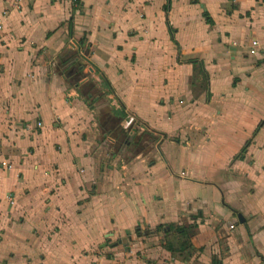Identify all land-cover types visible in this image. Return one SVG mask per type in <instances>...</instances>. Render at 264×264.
<instances>
[{"label":"crops","instance_id":"obj_1","mask_svg":"<svg viewBox=\"0 0 264 264\" xmlns=\"http://www.w3.org/2000/svg\"><path fill=\"white\" fill-rule=\"evenodd\" d=\"M167 2L0 0V264H264V0ZM120 105L164 139L116 150Z\"/></svg>","mask_w":264,"mask_h":264},{"label":"trees","instance_id":"obj_2","mask_svg":"<svg viewBox=\"0 0 264 264\" xmlns=\"http://www.w3.org/2000/svg\"><path fill=\"white\" fill-rule=\"evenodd\" d=\"M169 1L165 5V9L167 10L169 7ZM207 21L210 22V18L207 13H204ZM81 45V43H78ZM75 60L71 64L72 70L71 73L67 76V79L71 80V83L76 85L81 92L82 96L84 97L85 103L88 107L93 108V103L98 100L100 97L104 96V93L96 87L95 83L92 80H87L85 82H81L83 78L87 76L84 74L83 69L86 66L85 63L82 61L80 55H75ZM95 72L99 73L98 70ZM102 87L108 89V91H112L111 86L108 80L102 75ZM127 113L124 111V107L120 105L119 108H111L106 111L100 112L97 116L99 129L101 134L104 137H110L114 139L115 149L119 150L120 147L126 145L127 150L132 154V156L138 154H146L151 148L155 147V145L162 139H164L165 135L160 132H156L150 129L145 123L135 119L136 123L139 124V128L141 127L142 130L139 128L134 129L133 126H129L124 128L121 125V122L126 120ZM249 144V141H246L244 146L240 149L238 155L234 158L242 157L243 154L246 152V148ZM154 162L153 159L149 160V164L151 165ZM170 230L174 227L175 230L180 233L184 239V247H188L190 242L186 239L190 235L188 234L187 230H190L192 226H168ZM162 228L161 226H157L156 229L159 230ZM138 229H136L137 231Z\"/></svg>","mask_w":264,"mask_h":264},{"label":"built area","instance_id":"obj_3","mask_svg":"<svg viewBox=\"0 0 264 264\" xmlns=\"http://www.w3.org/2000/svg\"><path fill=\"white\" fill-rule=\"evenodd\" d=\"M20 1H21V0H15V4H14V6H15L17 9H19V8L21 7V3H20ZM0 14H1V17H2V18L6 17V11H2ZM1 29H2V21L0 20V30H1ZM257 45H258V41L255 40V39H253V40L250 42V48H251V49H253V48L256 47ZM252 51H253V50H252ZM80 54H82V53L80 52ZM81 56H82V55H80V57H81ZM81 58H82V57H81ZM125 123H126V127L133 126L134 129L139 128V124H137L136 121H135V119H134L133 117H131V116H128V117L126 118ZM37 125L40 126V122H38ZM139 130H142V128L140 127ZM9 167H10V166H8V168H9ZM230 228H233V225H230Z\"/></svg>","mask_w":264,"mask_h":264},{"label":"rangeland","instance_id":"obj_4","mask_svg":"<svg viewBox=\"0 0 264 264\" xmlns=\"http://www.w3.org/2000/svg\"><path fill=\"white\" fill-rule=\"evenodd\" d=\"M199 85V84H198ZM129 150V149H128ZM174 208V205H173V202H169L166 206L163 207V210H165L166 212H170L172 211ZM192 232L191 230L188 231V233ZM190 237V236H189ZM187 237L186 239L189 241L190 238ZM165 242H172V241H175V239L173 238V235L170 237V236H167L163 239ZM100 250V249H99Z\"/></svg>","mask_w":264,"mask_h":264},{"label":"water","instance_id":"obj_5","mask_svg":"<svg viewBox=\"0 0 264 264\" xmlns=\"http://www.w3.org/2000/svg\"><path fill=\"white\" fill-rule=\"evenodd\" d=\"M76 48L78 49V50H80V46H79V44L78 43H76ZM82 57V59L89 65V71H92L93 70V68H94V66H93V64H92V62L89 60V58L87 57V56H81ZM238 218H239V221L240 222H243L244 221V218L241 216V214L238 216Z\"/></svg>","mask_w":264,"mask_h":264}]
</instances>
